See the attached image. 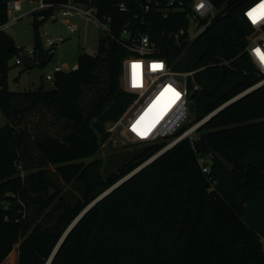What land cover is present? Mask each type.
I'll list each match as a JSON object with an SVG mask.
<instances>
[{
	"label": "trees",
	"instance_id": "obj_1",
	"mask_svg": "<svg viewBox=\"0 0 264 264\" xmlns=\"http://www.w3.org/2000/svg\"><path fill=\"white\" fill-rule=\"evenodd\" d=\"M44 1L95 7L100 17L111 19V34L102 32L98 53H82L76 70L56 73L54 90L46 91L42 82L30 92L10 90L8 74L17 48L9 52V35L0 34V109L8 120L0 130V264H8L16 249L17 264H47L79 215L167 144L135 152L120 172L109 176L99 158L80 162L95 154L98 141L109 139L108 125L132 104L134 95L122 86L123 61L130 55L122 42L125 30L133 37L148 35L173 71H197L200 88L192 95V126L262 80L243 54L253 32L243 15L244 0H211L221 16L184 55L173 51L169 34L186 27L185 13L164 18L159 9L168 0ZM148 1L153 3L150 12L144 11ZM181 1L189 5L193 0ZM122 4L126 11L120 10ZM42 16L47 12L37 14L33 24L31 68H43L53 57L41 41ZM226 61L229 66L221 65ZM38 113L42 118L29 127V118ZM47 115L55 118L52 127L66 121V129L52 134L43 119ZM201 156L208 159L209 174L199 164ZM24 158L38 167L42 161L57 166L65 184L84 188L79 201L61 198L63 205L49 227L37 218L56 198L50 196L44 173L20 176ZM51 264H264V86L207 121L198 140H182L98 202Z\"/></svg>",
	"mask_w": 264,
	"mask_h": 264
},
{
	"label": "built area",
	"instance_id": "obj_2",
	"mask_svg": "<svg viewBox=\"0 0 264 264\" xmlns=\"http://www.w3.org/2000/svg\"><path fill=\"white\" fill-rule=\"evenodd\" d=\"M22 2V0H0V34H7L14 24L25 17ZM244 2L246 6L243 15L252 26L253 32L247 37L243 54L251 58L262 80L233 100L252 89L264 86V60L261 59L264 56V0H244ZM152 5V1H148L144 11L150 12ZM60 9H69L76 15L94 21L103 32L111 34V19L100 17L95 7H83L72 1L46 3L42 0L39 9L33 13L37 15L46 11L47 16L40 17V20L55 19L54 12ZM120 10L126 11L127 7L122 4ZM159 10L164 18L175 12L185 13L186 27L169 34L173 51L182 50V55L186 54L190 46L221 16V12L211 0H193L189 5L181 0H168ZM60 22L67 24L69 30L75 32L76 28L70 25L67 19L62 18ZM122 37V42L130 53L123 61L122 86L126 92L133 94L134 98L122 117L108 125V132H117L124 139L148 144L167 141L165 147L156 156L162 155L186 138L192 142L198 140L199 129L211 115L192 126L193 118L190 113V106L193 104L192 95L200 88L195 80L197 71H173L167 59L162 57L156 42L148 35L133 37L125 30ZM55 45L54 40L48 39L46 49L50 50ZM24 58L34 62L35 48L25 52L17 48L14 58L16 66L23 67ZM230 63L226 61L221 65L229 66ZM77 68L78 65L73 70ZM62 72L69 71L58 64L55 66L54 74H46L47 79L53 83L55 74ZM199 164L204 173H210L206 157H199Z\"/></svg>",
	"mask_w": 264,
	"mask_h": 264
},
{
	"label": "rangeland",
	"instance_id": "obj_3",
	"mask_svg": "<svg viewBox=\"0 0 264 264\" xmlns=\"http://www.w3.org/2000/svg\"><path fill=\"white\" fill-rule=\"evenodd\" d=\"M22 1L23 15H25V17L14 24L12 28L7 31V34L14 39L16 48L22 49L25 52V50H30L36 45L35 28L33 25L36 15H34L33 12L39 9L42 0ZM54 15L56 20L52 18L46 19L41 28V30L43 29L45 32L41 37L45 49L48 39H52L56 42V45L50 49L53 55L52 59L43 68L35 67L31 69L16 66L15 60L13 59L8 74V84L11 91H36L41 86L44 74H54L55 66L58 64L63 65L65 69L71 71L77 67L82 53L88 55H96L98 53L103 30L96 22L76 15L69 9L57 10L54 12ZM62 18L67 19L70 25L76 28L75 32H71L67 24L60 22ZM40 116L39 113L31 116L29 118V127L34 126L35 123L42 118ZM43 119L48 120L46 123L49 126L48 130L50 132L52 131V134H55L56 130L63 132L66 129V121H59L57 124H54L55 127H52L55 120L52 115L44 116ZM7 123L8 120L0 109V130L5 127ZM97 144L98 150L95 154L90 155L84 161L82 160L80 162L88 164L94 158H99L100 168L106 176L120 172L125 161L135 152H142L149 146L155 145L124 139L119 136L117 132L109 133V139L106 142L98 141ZM164 147L165 145L162 146L157 153ZM157 153L149 160L154 158ZM32 155H34V152ZM36 156L38 155L36 154ZM37 160L38 158L36 157V162ZM42 165V167L34 166L27 158H24L22 165L23 169L20 170V176L22 178H27L30 174H39V171L45 174V178L48 181L50 196L56 199L53 206L37 218V223L39 224L40 222L49 227L52 225L53 221L56 220L60 212V207L63 205L61 198H65L69 202L79 201L84 192V188L81 189L82 186H79L77 182L65 184L58 175L57 166L47 164L45 161H42ZM17 261L18 252L16 249L12 252L7 262L8 264H16Z\"/></svg>",
	"mask_w": 264,
	"mask_h": 264
},
{
	"label": "water",
	"instance_id": "obj_4",
	"mask_svg": "<svg viewBox=\"0 0 264 264\" xmlns=\"http://www.w3.org/2000/svg\"><path fill=\"white\" fill-rule=\"evenodd\" d=\"M42 34H45L44 30L42 29ZM16 48L15 43H14V39L12 37H8V51L12 52L14 49ZM33 66V61L29 60L27 58H24V63H23V67L29 69ZM43 83L45 86V90L46 91H52L55 89V86L52 82H50L47 79L46 74H44L43 76ZM256 89V88H255ZM255 89L250 90L248 93H246L245 95L253 92ZM243 95V96H245ZM243 96L229 102L227 105L223 106L222 108H220L219 110H217L214 114H212L210 116V118L208 119V121L213 118L216 114H218L219 112L223 111L224 109H226L228 106L232 105L235 101L239 100L240 98H242ZM195 104H191L190 106V113H191V117L194 118L195 117ZM211 156L218 159V161L225 166L230 172L234 171V166L225 158L223 157L221 154L212 151L211 152ZM159 156H156L154 158H152L151 160H149L148 162H146L145 164H143L142 166H140L138 169H136L135 171H133L130 175H128L127 177L123 178L122 180H120L117 184H115L114 186H112L109 190H107L104 194H102L100 197H98L95 201H93L80 215L79 217L73 222V224L68 228V230L66 231V233L63 235V237L61 238L60 242L58 243V245L56 246L55 250L53 251L51 258L49 259L47 264H51L56 256V254L58 253L60 247L62 246V244L64 243V241L66 240V238L68 237V235L70 234V232L73 230V228L77 225V223L98 203L100 202L104 197H106L107 195H109L112 191H114L116 188L120 187L121 185H123L126 181H128L130 178H132L135 174H137L139 171H141L144 167H146L147 165H149L150 163H152L155 159H157ZM1 209H3V206H1Z\"/></svg>",
	"mask_w": 264,
	"mask_h": 264
},
{
	"label": "snow or ice",
	"instance_id": "obj_5",
	"mask_svg": "<svg viewBox=\"0 0 264 264\" xmlns=\"http://www.w3.org/2000/svg\"><path fill=\"white\" fill-rule=\"evenodd\" d=\"M251 15V14H250ZM262 60H264V56L261 57Z\"/></svg>",
	"mask_w": 264,
	"mask_h": 264
},
{
	"label": "crops",
	"instance_id": "obj_6",
	"mask_svg": "<svg viewBox=\"0 0 264 264\" xmlns=\"http://www.w3.org/2000/svg\"><path fill=\"white\" fill-rule=\"evenodd\" d=\"M43 82V81H42ZM17 264V263H16Z\"/></svg>",
	"mask_w": 264,
	"mask_h": 264
}]
</instances>
